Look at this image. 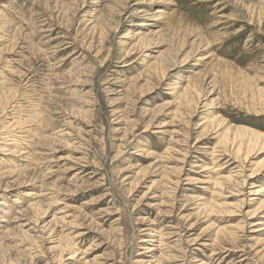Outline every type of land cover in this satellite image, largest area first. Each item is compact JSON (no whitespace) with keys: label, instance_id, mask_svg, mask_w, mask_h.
I'll return each mask as SVG.
<instances>
[{"label":"rangeland","instance_id":"obj_1","mask_svg":"<svg viewBox=\"0 0 264 264\" xmlns=\"http://www.w3.org/2000/svg\"><path fill=\"white\" fill-rule=\"evenodd\" d=\"M9 171L0 264H264V0H0Z\"/></svg>","mask_w":264,"mask_h":264},{"label":"bare ground","instance_id":"obj_2","mask_svg":"<svg viewBox=\"0 0 264 264\" xmlns=\"http://www.w3.org/2000/svg\"><path fill=\"white\" fill-rule=\"evenodd\" d=\"M168 9L167 8H162V9H158V11H157V14L155 15V17H154V19L153 20H155V21H158V20H161V18H166L167 16H168V12L169 11H167ZM151 24V26H152V22L150 23ZM153 24H155V23H153ZM149 25V24H148ZM156 25V24H155ZM207 49V48H206ZM197 60V59H196ZM194 73V72H193ZM192 76V75H191ZM208 78V77H207ZM190 86L192 87V88H194V85H193V83H191L190 84ZM196 88V87H195ZM244 157V156H243ZM246 160V159H245ZM206 168V167H205ZM219 170H221L220 168H219V166H217L216 165V163H211V164H207V168L204 170V172L205 173H208V174H210L211 173V175H213V173L216 171V173H218L219 172ZM13 171H9V172H4V173H0V179H8L9 177H13L12 175H13ZM212 180V179H211ZM224 180V179H223ZM213 182V181H212ZM211 182V183H212ZM214 184H220V182H219V180H216V181H214L213 182ZM0 184H1V180H0ZM215 186H217V185H215ZM216 192V191H215ZM259 194V192H256V195H258ZM3 201H0V204L2 203ZM226 205V204H225ZM1 208V207H0ZM8 212V211H7ZM8 214V213H7ZM5 216H6V214H5ZM4 217V216H3ZM3 220H4V218H3ZM154 240V239H153ZM146 241V240H145ZM152 250V249H151Z\"/></svg>","mask_w":264,"mask_h":264}]
</instances>
